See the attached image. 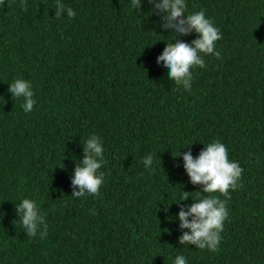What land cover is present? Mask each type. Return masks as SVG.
<instances>
[{"label": "trees", "instance_id": "obj_1", "mask_svg": "<svg viewBox=\"0 0 264 264\" xmlns=\"http://www.w3.org/2000/svg\"><path fill=\"white\" fill-rule=\"evenodd\" d=\"M62 2L74 17L56 18L54 0H0V264H170L177 254L264 264V0H185L222 34L219 58L191 69L189 91L156 64L175 37L147 0L139 13L128 0ZM17 77L32 84L31 112L7 91ZM90 133L103 143V183L75 198L71 176ZM212 140L242 168L236 190L214 193L228 209L215 252L178 243L187 229L175 214L192 200L174 202L201 186L173 156L195 158ZM148 154L151 171L140 163ZM22 197L37 202L43 239L39 226L29 237L16 224Z\"/></svg>", "mask_w": 264, "mask_h": 264}, {"label": "clouds", "instance_id": "obj_2", "mask_svg": "<svg viewBox=\"0 0 264 264\" xmlns=\"http://www.w3.org/2000/svg\"><path fill=\"white\" fill-rule=\"evenodd\" d=\"M147 3L150 5L148 15L153 10L161 13L163 20L161 27L169 30V33L175 37V43L172 42L174 39L165 42L166 46L156 57V64L165 69L168 80L173 81L184 91H189L193 78L191 69L205 68V55L211 54L219 58L220 53L216 50L215 44L221 39L222 34L206 17L203 10L188 12L185 0H147ZM141 4L142 0H128L129 8L136 13L140 12ZM54 5L56 18L62 14L68 18L75 16L73 8L66 6L62 0H54ZM21 6L23 7V4ZM190 33L196 34L190 42L178 39L179 36ZM7 91L11 94V99L22 100L20 107L25 113L33 110L36 101L33 99L31 82L17 77L8 83ZM201 144L203 148L195 158L190 150L183 153L178 151L174 156L172 155L181 156L183 169L190 183L201 186L200 191H181L183 195L174 201L179 205L180 201L189 197L192 200L189 205L180 206L175 214V219L179 221V229H187L181 233L177 241L183 246L191 244L195 249L215 252L221 241L220 233L228 217V209L226 199H220L214 193L227 198L229 189L236 190L239 187L242 168L237 161L228 158V151L219 140ZM82 147V158L78 163L76 162L71 176L73 187L71 196L75 198L84 197L85 194H96L104 178V173L100 171L105 162L101 139L95 133H90L84 139ZM140 163L145 170L151 171L153 156L151 154L144 156ZM188 193H196V195L190 196ZM14 207L18 217L16 224L23 228L24 233L33 237L37 234L39 226V235L43 239L46 229L43 227L44 219L37 202L22 197L19 203H14ZM169 259L170 264H188L183 254L170 256Z\"/></svg>", "mask_w": 264, "mask_h": 264}]
</instances>
